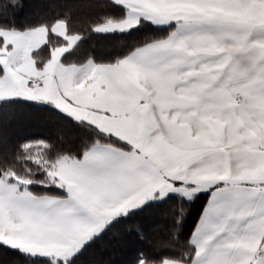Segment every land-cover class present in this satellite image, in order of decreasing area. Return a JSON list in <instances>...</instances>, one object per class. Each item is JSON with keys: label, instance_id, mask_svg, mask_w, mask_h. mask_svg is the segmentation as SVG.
Here are the masks:
<instances>
[{"label": "snow or ice", "instance_id": "snow-or-ice-1", "mask_svg": "<svg viewBox=\"0 0 264 264\" xmlns=\"http://www.w3.org/2000/svg\"><path fill=\"white\" fill-rule=\"evenodd\" d=\"M0 264H264V0H0Z\"/></svg>", "mask_w": 264, "mask_h": 264}]
</instances>
